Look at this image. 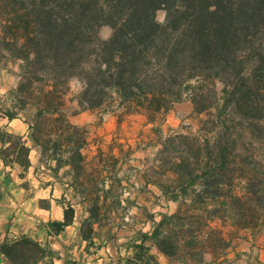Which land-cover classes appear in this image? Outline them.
<instances>
[{
    "label": "trees",
    "instance_id": "16d2710c",
    "mask_svg": "<svg viewBox=\"0 0 264 264\" xmlns=\"http://www.w3.org/2000/svg\"><path fill=\"white\" fill-rule=\"evenodd\" d=\"M158 10L165 11L161 24ZM103 26L111 29L106 40L99 37ZM0 62H19L17 86L0 95V113L19 119L33 111L29 138L43 164L52 174L63 170L79 203L87 205L80 235L89 245L94 225L114 223L118 158L98 151L88 162V132L72 125L69 114H110L118 123L139 114L156 123L188 94L194 115L204 116L198 134L177 131L159 143L157 155L177 149L178 157L163 161L171 165L172 184L150 179L178 208L160 215L151 235L141 237L170 264H202L197 256L207 247L212 258L221 256L227 243L217 228L231 219L229 202L238 205L241 218L242 202L263 196L262 188L249 191L250 175L236 148L244 147L238 142L246 129L264 132V0H0ZM74 79L81 91L71 98L78 110L69 113ZM215 82L219 93L211 89ZM0 144L5 167L28 169L23 137L0 128ZM73 218L65 205L63 221L49 223L52 233ZM254 220L264 223V213ZM232 226L242 225L237 220ZM47 252L26 236L0 243L9 264H37Z\"/></svg>",
    "mask_w": 264,
    "mask_h": 264
},
{
    "label": "crops",
    "instance_id": "0c3cea01",
    "mask_svg": "<svg viewBox=\"0 0 264 264\" xmlns=\"http://www.w3.org/2000/svg\"><path fill=\"white\" fill-rule=\"evenodd\" d=\"M16 86L7 87L0 83V94H6ZM73 104L77 106L75 101ZM183 108L185 111L172 108L156 123H148L139 114L128 116L119 123L110 114H99L98 123H94L96 112L93 111L68 115L72 125L85 127L88 132V144L83 151L88 162L98 151H110L118 158L116 178L120 186L116 193L120 204L112 212L115 221L106 227L94 225L91 245L82 240L80 235L81 222L88 217L87 205L79 203V197L70 187V179L62 176L63 170L57 175L52 174L43 164L40 150L29 138L33 111L20 114L19 119H8L0 113V128L23 137L30 149V166L25 171L17 165L5 167L0 160V243L26 236L46 245L50 254L47 252L37 264H170L152 240H143L141 236L151 235L160 215L175 214L178 202L171 200L164 188L150 180L143 164H134L137 162L123 157L125 151H122L121 145H118L119 155L111 151L112 147L105 151L103 145L108 137H121L115 129L121 128L125 120L137 116L143 118V130L158 131L160 135L161 130L165 129L178 131L194 115L188 100ZM103 175H106L105 172ZM110 183L111 180H107L105 188ZM67 204L74 210L73 221L62 232L53 234L49 223L63 221V207ZM231 230H234L235 236L232 239L226 238L227 246L223 254L215 259L208 254L207 264H264V223L259 221L239 227L232 226ZM0 264H9L1 253Z\"/></svg>",
    "mask_w": 264,
    "mask_h": 264
},
{
    "label": "rangeland",
    "instance_id": "374dc122",
    "mask_svg": "<svg viewBox=\"0 0 264 264\" xmlns=\"http://www.w3.org/2000/svg\"><path fill=\"white\" fill-rule=\"evenodd\" d=\"M165 19V11L158 10L156 12V20L158 23H163ZM111 34V29L107 26H103L99 30V37L102 40H106L109 38ZM18 65L17 63H6L0 62V83L7 87H12L18 83L17 74H18ZM70 93L67 97L68 101V112L72 113L78 110V107L75 104L71 105L73 98L81 91V83L74 79L69 82ZM211 89L216 93H219L221 89V85L218 82H215ZM5 93L4 91H2ZM1 93V92H0ZM1 95V94H0ZM188 100V94L183 95V100L179 104L173 105V109L181 108L182 111L184 110V103ZM209 102H206V105ZM193 109V108H192ZM96 121L94 123H98L97 119L99 118V113L96 112ZM204 119V116H190V121L186 122L185 124L178 128V132L180 133H191V134H198V129L200 128V121ZM143 118L137 116L130 120H125L124 124L122 123L121 128L115 129L117 135L121 134L114 138H106L104 140L106 144L103 145L104 150L108 151L109 147H112L111 151L119 155V147L118 145L122 146V151H125L123 157L136 161L137 163L133 162L134 164H143V168L145 167L147 171V175L151 178V180L155 182H160L163 185L172 184V180L175 179L174 174L171 170H168L171 167L170 164L165 165L163 161H168L169 159H173L178 157L177 149L175 152H170L169 150L166 151L163 155H157V152L160 150V141L167 136L173 135L175 132H170V129L161 130V135L158 131L153 130H143L141 127ZM264 136V132L262 128H257L256 131L252 132L251 129H246L240 136L239 144L243 142L244 147L241 149L240 146L237 145V149L240 150V156L242 157V162L244 164V169L247 175L249 182L247 181V186H250V192H253L256 188L257 189H264L262 184L264 185V144L262 143V137ZM237 137V136H236ZM235 137V139H236ZM264 138V137H263ZM116 140V142L114 141ZM129 140V143H128ZM261 141V143H260ZM262 144V145H261ZM128 147H131V150H128ZM127 151V152H126ZM163 173V174H162ZM247 179V180H248ZM253 179V181L251 180ZM256 186V187H254ZM248 196V195H247ZM251 197H247L243 203L242 209V217L240 218L237 215L238 205L234 204L235 202H229V214L231 219L227 221H223L222 223L218 222L219 234L224 235V238L232 239L235 236L234 230H231L232 223L234 221H239L241 225H245L247 223H255L254 220L256 217L258 219L261 217V213H264V194L258 201L251 202ZM249 199V201H247ZM154 206L156 204L154 203ZM144 217V215H141ZM113 221H115V217L113 216ZM218 232V231H217ZM214 241L215 238H211ZM203 252L197 256V259L202 258V264H207L209 262V255L206 253L208 250L207 248H202ZM200 250V251H202ZM216 254H222V251L217 249L215 250ZM181 251L175 252V255H180ZM173 264H194L193 262L186 263V262H174Z\"/></svg>",
    "mask_w": 264,
    "mask_h": 264
}]
</instances>
